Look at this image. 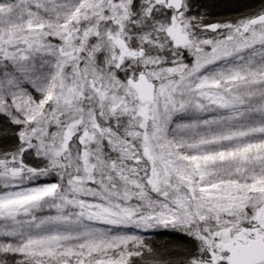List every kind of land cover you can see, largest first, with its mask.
<instances>
[{
  "label": "snow or ice",
  "instance_id": "obj_1",
  "mask_svg": "<svg viewBox=\"0 0 264 264\" xmlns=\"http://www.w3.org/2000/svg\"><path fill=\"white\" fill-rule=\"evenodd\" d=\"M0 264H264V0H0Z\"/></svg>",
  "mask_w": 264,
  "mask_h": 264
},
{
  "label": "rangeland",
  "instance_id": "obj_2",
  "mask_svg": "<svg viewBox=\"0 0 264 264\" xmlns=\"http://www.w3.org/2000/svg\"><path fill=\"white\" fill-rule=\"evenodd\" d=\"M250 2H251V0H250Z\"/></svg>",
  "mask_w": 264,
  "mask_h": 264
}]
</instances>
